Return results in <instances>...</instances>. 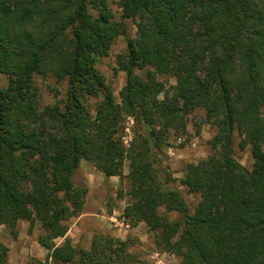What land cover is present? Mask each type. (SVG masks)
<instances>
[{"label":"trees","instance_id":"1","mask_svg":"<svg viewBox=\"0 0 264 264\" xmlns=\"http://www.w3.org/2000/svg\"><path fill=\"white\" fill-rule=\"evenodd\" d=\"M111 1L0 0V225L16 237L19 221L39 224L47 253L26 264H137L127 240L96 233L83 249L67 236L87 194L73 173L88 160L106 184L127 177L123 219L145 223L180 264H264V0H117L136 27L117 56L119 101L96 68L126 32ZM35 76L65 81V98L42 103ZM195 109L215 134L213 153L179 181L198 194L191 212L156 165ZM234 136L251 168L235 158Z\"/></svg>","mask_w":264,"mask_h":264},{"label":"rangeland","instance_id":"2","mask_svg":"<svg viewBox=\"0 0 264 264\" xmlns=\"http://www.w3.org/2000/svg\"><path fill=\"white\" fill-rule=\"evenodd\" d=\"M109 5L114 18L125 25L126 32L115 40L107 56L97 59L96 68L103 75L115 99L119 101V92L125 83L126 75L125 72L117 69V56L126 52L127 39L134 37L136 27L134 20L121 18L117 0H112ZM160 79L166 80V85L174 82L172 78ZM33 81L42 103H53L65 98V81L56 82L51 76H35ZM6 83V76L0 73V88ZM90 103H93V99ZM126 126L124 141L127 144L132 135L131 119H127ZM186 128V132L182 135L168 136L165 146L158 154L156 168L162 174H169L168 185L181 193L192 212L198 202V194L189 191L179 181L186 175L189 164H196L213 153L211 140L215 128L205 122L204 112L201 109H195L187 116ZM238 140V136H234V156L242 165L251 168L253 158L250 149L248 146L241 149ZM127 172L128 167L125 164V175ZM73 182L87 188L81 213L67 222V236L74 246L88 249L94 234H108L128 241L129 251L136 256L137 264H180L179 257L155 246L154 233L145 223L139 222L133 227L123 219V209L130 201L127 193L129 188L127 177L120 180L112 176L106 184L104 175L90 161L81 160L73 173ZM160 211L164 213L163 208ZM168 216L172 220L180 219L176 213H169ZM29 226V222L19 221L17 236L13 237L3 225H0V240L8 247L7 264H26L31 257L45 258L47 250L37 242L38 236L42 234L40 226L36 222L31 229Z\"/></svg>","mask_w":264,"mask_h":264}]
</instances>
